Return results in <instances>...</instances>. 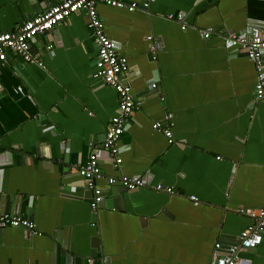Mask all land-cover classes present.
<instances>
[{"label":"crops","instance_id":"0c3cea01","mask_svg":"<svg viewBox=\"0 0 264 264\" xmlns=\"http://www.w3.org/2000/svg\"><path fill=\"white\" fill-rule=\"evenodd\" d=\"M59 1L0 0V32ZM96 8L128 60L132 95L143 98L116 143L121 162L114 168L101 148L118 99L91 76L97 48L84 12L37 34L30 51L41 64L8 52L0 63V213H19L35 228L0 229V264H211L215 242L227 245L253 223L239 209L264 204V98L253 94V62L222 41L228 32L264 25V0ZM177 13L185 14V29L167 17ZM208 27L214 32L201 38L198 30ZM148 34L159 39L154 59ZM165 112L171 142L152 128L168 122ZM90 144L99 149L103 174L96 210L70 167ZM118 173L147 184H109L106 176ZM157 183L176 193L154 189ZM238 256L264 264V232Z\"/></svg>","mask_w":264,"mask_h":264},{"label":"built area","instance_id":"2783aa9c","mask_svg":"<svg viewBox=\"0 0 264 264\" xmlns=\"http://www.w3.org/2000/svg\"><path fill=\"white\" fill-rule=\"evenodd\" d=\"M154 0H142L140 2H127L125 0H60L50 4L43 11L25 19L16 29L0 32V63L5 62L8 52L15 55L20 61H33L41 64L36 53H31L30 47L37 34L49 30L52 26L59 23L70 14L84 12L87 18V26L92 32V38L96 45L97 52L93 62L94 69L91 73L93 78H101L105 84L112 87L117 94V112L108 121L101 148L108 153L111 164L118 168L121 157L118 155L117 141L123 132L128 119L131 118L134 108L138 107L143 98L134 97L131 93L126 76L129 73V64L125 56L117 52L116 43L110 39L104 30L103 21L97 13L96 5L103 2L107 5L124 8L129 11L134 9H148ZM168 18L175 19L181 29L188 27L184 13L168 14ZM201 38H208L213 32L212 27L199 29ZM148 51L151 58H155L159 50V39L157 36L148 34ZM223 45L227 48H234L243 52L250 59L256 69V81L253 85V94L257 98H264V25L250 27L241 32H228L222 35ZM51 45H48L50 47ZM150 87H156L152 82ZM163 119L168 121L166 124L161 121H154L152 128L162 132L167 141L173 140L171 113L165 112ZM49 126H45L48 128ZM98 148L89 145L88 153L84 159L78 160L70 167L79 174L85 183L86 188L91 192L90 207L96 210L102 200L101 188L96 181L103 176L99 165ZM109 184H117L127 190H133L146 186L144 177L139 175H126L118 173L106 176ZM154 189L165 191L168 194H175L176 191L170 186H163L161 183L154 185ZM191 200H197L192 195ZM253 219V223L240 230L235 241L223 245L215 242L212 255H217L214 264H248V259L238 256L240 250L255 248L262 239L264 232V204L257 209H239ZM6 226L24 227L34 231V224L19 213L7 214L0 213V229Z\"/></svg>","mask_w":264,"mask_h":264},{"label":"water","instance_id":"95a60500","mask_svg":"<svg viewBox=\"0 0 264 264\" xmlns=\"http://www.w3.org/2000/svg\"><path fill=\"white\" fill-rule=\"evenodd\" d=\"M122 188H123V187H122ZM123 189H125V188H123ZM216 259H217V255H214V256H213V261H212L211 264H214V262L216 261Z\"/></svg>","mask_w":264,"mask_h":264}]
</instances>
